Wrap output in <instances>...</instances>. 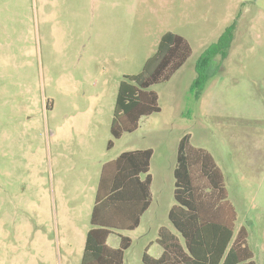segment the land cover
I'll return each mask as SVG.
<instances>
[{
  "label": "rangeland",
  "instance_id": "obj_1",
  "mask_svg": "<svg viewBox=\"0 0 264 264\" xmlns=\"http://www.w3.org/2000/svg\"><path fill=\"white\" fill-rule=\"evenodd\" d=\"M235 20L227 56L193 89L202 51ZM165 31L191 47L149 87L157 112L113 138L119 82L138 73ZM221 168L236 230L257 259L264 221V0H0V264H80L101 166L151 148V201L123 264L158 257V228L175 232L179 140ZM113 145L108 148V141ZM247 220L254 224H248ZM107 243L117 247L119 237Z\"/></svg>",
  "mask_w": 264,
  "mask_h": 264
},
{
  "label": "trees",
  "instance_id": "obj_2",
  "mask_svg": "<svg viewBox=\"0 0 264 264\" xmlns=\"http://www.w3.org/2000/svg\"><path fill=\"white\" fill-rule=\"evenodd\" d=\"M234 28L235 20L202 51L195 66L193 89H204L209 64L216 55L227 56ZM190 53L182 35L172 31L161 34L155 52L141 70L124 75L119 82L110 124L113 138L135 130L140 117L160 110L157 94L149 87L168 80ZM112 145L109 140L107 147ZM151 156V148L127 150L102 164L80 264H123L131 238L119 231L136 228L150 205ZM173 176L175 203L168 219L175 232L160 226L156 238L160 254L150 256L147 246L142 262L255 264L246 227L235 228L236 211L227 198L223 171L207 150L189 144V134L179 140ZM110 234L118 235L117 247L107 243Z\"/></svg>",
  "mask_w": 264,
  "mask_h": 264
},
{
  "label": "crops",
  "instance_id": "obj_3",
  "mask_svg": "<svg viewBox=\"0 0 264 264\" xmlns=\"http://www.w3.org/2000/svg\"><path fill=\"white\" fill-rule=\"evenodd\" d=\"M226 186V185H225ZM227 189V188H226ZM227 198H228V193H227ZM234 207V206H233ZM236 222V221H235ZM248 224H254L253 221L247 220ZM244 226V225H243ZM241 227V226H240ZM247 229V228H246ZM248 232V230H247ZM262 235H261V242H260V253L257 256V259L255 261V264H264V221H263V227H262ZM248 236H249V232H248ZM247 242H248V238H247ZM254 253V252H253ZM255 256V254H254Z\"/></svg>",
  "mask_w": 264,
  "mask_h": 264
}]
</instances>
